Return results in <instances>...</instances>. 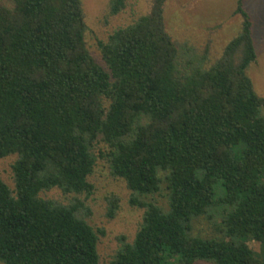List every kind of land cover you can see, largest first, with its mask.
Instances as JSON below:
<instances>
[{
  "label": "trees",
  "instance_id": "trees-1",
  "mask_svg": "<svg viewBox=\"0 0 264 264\" xmlns=\"http://www.w3.org/2000/svg\"><path fill=\"white\" fill-rule=\"evenodd\" d=\"M126 2L108 0L109 15ZM166 2L150 0L97 42L102 67L84 41L80 0H0V159L16 156L14 188L0 179V263L98 264L103 232L83 213L101 159L143 211L110 264H264V98L247 73L257 58L251 18L238 0V33L203 69L207 51L190 55L167 32ZM52 190L67 202L41 197ZM117 209L112 198L107 217ZM214 217L220 238L192 235L195 220Z\"/></svg>",
  "mask_w": 264,
  "mask_h": 264
},
{
  "label": "rangeland",
  "instance_id": "rangeland-1",
  "mask_svg": "<svg viewBox=\"0 0 264 264\" xmlns=\"http://www.w3.org/2000/svg\"><path fill=\"white\" fill-rule=\"evenodd\" d=\"M86 24L84 41L89 53L95 61L104 67L97 42H105L107 37L120 27L133 21L138 15L149 11L150 0H127L125 10L119 15L110 16L108 0H80ZM238 0H167L164 8V20L167 32L177 43L192 49L193 55L202 56L207 51V61L202 66L207 69L220 57L226 44L238 33L241 18L235 14ZM243 8L249 14L253 28L252 37L257 54L256 62L250 66L247 73L252 81L257 95L264 98V0H242ZM189 55V53H187ZM16 156L0 159V179L12 190L14 188L11 167ZM89 182L93 185V193L85 205L88 208L85 220L97 231L98 264H110L120 246L119 238L131 242L137 232L143 211L129 202L131 194L125 184L113 178L104 160L98 159ZM44 199H52L66 203L58 190L42 193ZM165 191L154 196L159 205L165 202ZM118 199V209L110 219L106 213L109 201ZM148 198H145L147 201ZM219 219L211 221L205 218L197 219L192 225V235L203 238H220L216 230ZM248 247L260 255V246L255 241H248ZM2 264V263H0ZM170 264H182L173 261ZM194 264H209L195 262Z\"/></svg>",
  "mask_w": 264,
  "mask_h": 264
}]
</instances>
